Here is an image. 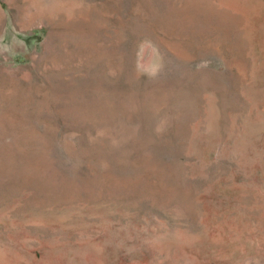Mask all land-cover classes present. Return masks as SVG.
Instances as JSON below:
<instances>
[{
  "label": "rangeland",
  "instance_id": "rangeland-1",
  "mask_svg": "<svg viewBox=\"0 0 264 264\" xmlns=\"http://www.w3.org/2000/svg\"><path fill=\"white\" fill-rule=\"evenodd\" d=\"M0 264H264V0H0Z\"/></svg>",
  "mask_w": 264,
  "mask_h": 264
}]
</instances>
